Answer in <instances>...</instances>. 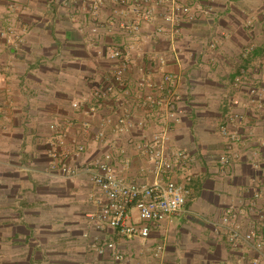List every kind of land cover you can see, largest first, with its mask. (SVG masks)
Segmentation results:
<instances>
[{
	"label": "crops",
	"instance_id": "0c3cea01",
	"mask_svg": "<svg viewBox=\"0 0 264 264\" xmlns=\"http://www.w3.org/2000/svg\"><path fill=\"white\" fill-rule=\"evenodd\" d=\"M180 1L197 16L172 27L158 9L142 23L130 67L117 81L120 61L107 54L129 42L119 25L129 15L112 17L114 3L94 9L88 0H0V264H117L95 250L109 239L127 264H159L153 256L159 243L167 264H254L258 252L244 239L230 241L221 217L234 205L245 231L258 216L250 208L253 191H264V0ZM97 22L104 26L93 32ZM212 38L214 50L206 48ZM160 54L163 66L154 60ZM243 70L256 78L259 103H249L248 87L235 84ZM164 72L175 75L181 98L168 119L163 108L139 106L130 86L142 75L158 85ZM235 98L245 105H232ZM231 111L241 115L234 123L227 122ZM125 114L134 123L129 131L108 128L111 143L95 138L103 117ZM166 120L171 147L189 155L175 175L180 182L191 176L178 213L186 215L182 227L174 215L151 224L146 239H126L106 224L95 229L87 214L99 209L90 197L99 193L82 173L50 171V152L66 154L79 168L109 151L126 178L151 181L150 163L132 142L149 138ZM51 123L67 127L63 143ZM223 124L239 134L228 164L220 161ZM79 144L84 150L77 154Z\"/></svg>",
	"mask_w": 264,
	"mask_h": 264
},
{
	"label": "built area",
	"instance_id": "2783aa9c",
	"mask_svg": "<svg viewBox=\"0 0 264 264\" xmlns=\"http://www.w3.org/2000/svg\"><path fill=\"white\" fill-rule=\"evenodd\" d=\"M93 4L94 9L105 2L114 3L113 16L129 15V19L123 18L119 25L129 38V42L124 43L122 48H109L108 57L118 59L120 64L114 69L113 77L119 81L124 76L125 71L130 67L131 52L134 40L139 39L141 25L144 21L155 17L158 9H162V19L172 27L178 26L182 19H193L197 16L196 10H192L193 5L180 0H88ZM195 6V5H194ZM201 11V10H200ZM202 12V11H201ZM204 13H211V9L203 10ZM111 17V18H112ZM113 19V18H112ZM103 23L97 22L92 31L97 32L103 27ZM162 30V27L157 29ZM6 33L11 35L13 28L6 27ZM131 40V42H130ZM218 44L215 38L209 39L206 48L214 50ZM154 60L163 66L166 58L163 54L154 57ZM255 76H245L243 70L235 78L236 86L245 85L249 89V103L260 102L261 91L256 85ZM136 92L138 104L141 107L153 109H165L164 119L174 116L178 103L181 100L175 90L176 77L171 72H164L162 82L158 85L145 76H141L132 81L130 85ZM147 89V90H145ZM145 90V91H144ZM142 91V92H139ZM157 91V94H154ZM130 90H126V93ZM100 104L101 93L96 92ZM232 105H245L240 98L232 100ZM73 106L78 103L73 102ZM241 115L237 112H230L228 123L238 121ZM167 121V120H166ZM164 122L152 133L149 138H144L138 142H132L134 148L141 151L150 163L154 178L151 181H136L125 177L112 163V155L108 151L102 159L83 163L79 168L68 163L64 153H58L56 149L50 152V171H56L63 176H75L82 173L89 178L93 188L99 193L92 201L99 209L92 214H87L92 226L95 229H102L108 225L126 239H146L150 234V225L163 222L178 214L186 203L188 189L186 183L191 180L190 174H185L184 181H177L175 178L177 168L184 166L189 159L188 153L184 149L173 148L170 144V131L168 121ZM128 114L118 116L113 119L111 116L103 117L99 124V130L95 138L102 142L111 143L107 129L110 128L117 135H122L133 126ZM50 129L60 137L59 143H63L67 127L58 123H51ZM221 135L225 138L226 152L220 155V161L224 164L230 162L233 143L239 138V134L230 130L227 124L221 125ZM116 137V136H115ZM114 142V139L112 140ZM115 144V143H114ZM84 150V145L76 147V153ZM127 162V161H126ZM263 200V203L260 201ZM250 208L257 212V218H250L243 231L241 223L238 222L239 211L233 205L228 206L222 212L221 224L228 232V238L234 242L241 238L251 243L254 250L258 252V257L253 261L258 264L261 257H264V228L261 204L264 205V191L257 188L253 191L250 199ZM95 250L99 255H108L109 259L117 264H127L124 254L116 247L113 240H107L102 245H96ZM164 245L159 243L153 248V256L159 260V264H167L163 259Z\"/></svg>",
	"mask_w": 264,
	"mask_h": 264
},
{
	"label": "rangeland",
	"instance_id": "374dc122",
	"mask_svg": "<svg viewBox=\"0 0 264 264\" xmlns=\"http://www.w3.org/2000/svg\"><path fill=\"white\" fill-rule=\"evenodd\" d=\"M188 189V188H187ZM186 215H184V214H182V213H180V214H176V216H175V222H177V223H180V227H182L181 226V222L186 218L185 217ZM179 227V226H178ZM178 233H179V231H178Z\"/></svg>",
	"mask_w": 264,
	"mask_h": 264
}]
</instances>
